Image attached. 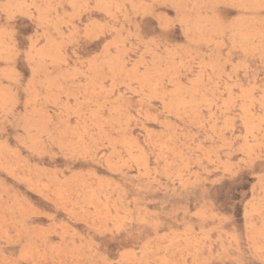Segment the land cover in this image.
I'll list each match as a JSON object with an SVG mask.
<instances>
[{
  "label": "rangeland",
  "instance_id": "1",
  "mask_svg": "<svg viewBox=\"0 0 264 264\" xmlns=\"http://www.w3.org/2000/svg\"><path fill=\"white\" fill-rule=\"evenodd\" d=\"M0 264H264V0H0Z\"/></svg>",
  "mask_w": 264,
  "mask_h": 264
}]
</instances>
